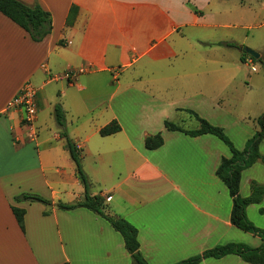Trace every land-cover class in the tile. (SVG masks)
I'll return each mask as SVG.
<instances>
[{
	"label": "crops",
	"instance_id": "obj_1",
	"mask_svg": "<svg viewBox=\"0 0 264 264\" xmlns=\"http://www.w3.org/2000/svg\"><path fill=\"white\" fill-rule=\"evenodd\" d=\"M23 1L49 11L53 30L35 42L0 12V264H132L122 235L105 218L55 205L85 194L63 130L81 150L90 193L104 196L107 212L137 227L149 264H173L231 242L262 245L231 221L233 199L217 175L222 158L232 155L228 145L211 133L191 136L165 127L169 120L199 128L192 110L223 127L241 150L260 129L264 83L246 73L247 67L258 71L251 55L242 59L248 45L264 60V36H250L251 29L264 28V21L252 22V2ZM73 5L78 12L68 24ZM43 64L57 77L51 79ZM69 70L76 72L70 81L63 77ZM27 80L39 88L34 140L22 113L8 109ZM57 104L65 112L64 129L56 121ZM114 120L121 130L101 135ZM158 133L164 143L147 148L146 138ZM252 181L264 184L263 162L242 172V197L251 194ZM23 193L54 205L17 201ZM13 205L26 210L25 232ZM247 215L264 228V199L249 205ZM200 264L250 263L228 254Z\"/></svg>",
	"mask_w": 264,
	"mask_h": 264
},
{
	"label": "trees",
	"instance_id": "obj_2",
	"mask_svg": "<svg viewBox=\"0 0 264 264\" xmlns=\"http://www.w3.org/2000/svg\"><path fill=\"white\" fill-rule=\"evenodd\" d=\"M0 12L10 18L27 31L30 38L35 42L43 41L53 30L52 14L45 10L38 2L27 3L23 0H0ZM78 12V7H71L68 24L73 23ZM230 46H237L235 43H229ZM249 54L245 53L242 59L245 60ZM255 61L264 63L262 58ZM200 123L197 129H185L179 124L166 120L165 127L171 131H182L191 136H198L211 133L218 136L231 150L230 157H223L217 169L218 177L226 184L230 196L233 199V208L231 213L232 223L247 232L259 236L264 241V228L258 227L247 215V208L254 203H260L264 199V184L257 181L251 183V194L248 197H242L240 194V181L242 172L251 167L258 161L264 163V154L260 152V144L264 140V113L258 118L260 129L247 141L244 149H238L230 137L226 134L223 127L214 125L208 120L200 117L196 112L188 110ZM55 117L58 125L63 129L66 126L65 112L60 104L55 107ZM121 130V125L114 120L100 129V134L108 136ZM61 135L67 141V147L76 162L78 176L84 185L85 194L80 200L73 202H58L55 205L63 210H72L79 207L87 208L105 218L112 227L120 232L124 239L125 247L132 257V264H149L140 250L138 239V229L126 218L107 212L106 198L100 194H91L89 191L90 180L83 169L81 162V150L69 134L63 130ZM164 143L161 133L150 135L146 138L145 144L149 149L159 148ZM17 201L29 200L39 201L48 206L54 203L39 194L23 193L16 197ZM12 211L20 228L25 232V214L26 210L17 206H12ZM263 211V210H262ZM49 210L45 214H49ZM228 254H236L244 261L250 264H264V243L258 247H251L245 243L231 242L218 245L204 252L183 259L173 264H200L206 258H222ZM63 264H70L65 262Z\"/></svg>",
	"mask_w": 264,
	"mask_h": 264
},
{
	"label": "built area",
	"instance_id": "obj_3",
	"mask_svg": "<svg viewBox=\"0 0 264 264\" xmlns=\"http://www.w3.org/2000/svg\"><path fill=\"white\" fill-rule=\"evenodd\" d=\"M43 69L50 73L51 79L57 77L56 74L50 72L46 64H43ZM252 69L256 70V67L253 66ZM63 77L70 81L73 77H76V72L69 70L63 74ZM38 93L39 88L31 80H27L8 106V109H13L22 113L21 123L29 128L32 140L37 136L36 122L39 117Z\"/></svg>",
	"mask_w": 264,
	"mask_h": 264
},
{
	"label": "rangeland",
	"instance_id": "obj_4",
	"mask_svg": "<svg viewBox=\"0 0 264 264\" xmlns=\"http://www.w3.org/2000/svg\"><path fill=\"white\" fill-rule=\"evenodd\" d=\"M235 3H239L240 0H234ZM249 1V0H248ZM252 2V8L254 10H252V22L253 23H256V24H259V23H262L264 21V12L262 11V6L264 5V0H250ZM237 17V16H236ZM237 31L236 30V36H237ZM246 32L243 31V34ZM250 36H251V39H258L260 37H263L264 36V28H261V29H251L250 31ZM245 48H251L253 49L252 47H249L248 45L245 46ZM255 50V49H254ZM255 66H257L258 68V71L257 72H253L250 67H247L245 68L246 70V73L247 74H252L254 75L257 79H262V82L264 83V63L262 62H259V61H256L254 63ZM120 69H116L115 72H119ZM47 113H44V116L46 117ZM194 124H196L195 122L191 123V122H188L185 124V126H193ZM90 188H91V183H90ZM89 188V190H90Z\"/></svg>",
	"mask_w": 264,
	"mask_h": 264
},
{
	"label": "water",
	"instance_id": "obj_5",
	"mask_svg": "<svg viewBox=\"0 0 264 264\" xmlns=\"http://www.w3.org/2000/svg\"><path fill=\"white\" fill-rule=\"evenodd\" d=\"M245 51L251 55L252 57H254L255 59H260L261 55L259 52H257L256 50L254 49H251V48H245Z\"/></svg>",
	"mask_w": 264,
	"mask_h": 264
}]
</instances>
